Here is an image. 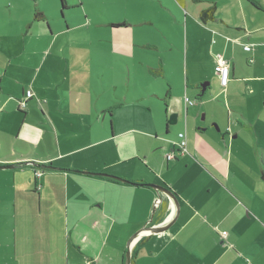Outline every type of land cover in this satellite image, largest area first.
Listing matches in <instances>:
<instances>
[{"label": "crops", "instance_id": "crops-1", "mask_svg": "<svg viewBox=\"0 0 264 264\" xmlns=\"http://www.w3.org/2000/svg\"><path fill=\"white\" fill-rule=\"evenodd\" d=\"M136 3L0 0V264H264V0Z\"/></svg>", "mask_w": 264, "mask_h": 264}, {"label": "water", "instance_id": "water-1", "mask_svg": "<svg viewBox=\"0 0 264 264\" xmlns=\"http://www.w3.org/2000/svg\"><path fill=\"white\" fill-rule=\"evenodd\" d=\"M206 90V86L204 85L203 86V91ZM169 124L170 125H176L177 124V115H172L170 117V120H169ZM34 165V164H33ZM14 168L13 166H7V167H0V169H12ZM103 176H108V175H103ZM110 178H113V179H116V180H119V181H122V182H126L120 178H117V177H113V176H109ZM128 183V182H127ZM149 187L157 190L159 193H162V194H165L166 196H168L170 198V200L174 203V205L176 206L177 208V211L179 212L180 210V204H179V201L176 197V195L174 193H172V191H170L169 189L163 187V186H160V185H148ZM160 200H157L156 201V204H158ZM157 206V205H156ZM170 224L169 221H165L163 224L161 225H158V226H154V227H149V228H144L141 233H150V234H159V233H163V232H166L167 230H169L170 228ZM141 233H136L129 241V251H128V255H130V250L132 248V244H134V242L139 238V236L141 235Z\"/></svg>", "mask_w": 264, "mask_h": 264}, {"label": "built area", "instance_id": "built-area-1", "mask_svg": "<svg viewBox=\"0 0 264 264\" xmlns=\"http://www.w3.org/2000/svg\"><path fill=\"white\" fill-rule=\"evenodd\" d=\"M246 51L250 50V47H244ZM216 71L219 77L220 85L222 87H226L230 80V64L229 62L221 55H217L216 57ZM32 97V91H28L26 95V100ZM190 106L193 105L191 101H187ZM180 142L178 144L182 153L186 152L187 147V140L184 134H180ZM174 157L172 155L168 156V159L172 160ZM37 176L39 177L40 174L38 173ZM223 238H226L227 233H222Z\"/></svg>", "mask_w": 264, "mask_h": 264}, {"label": "rangeland", "instance_id": "rangeland-1", "mask_svg": "<svg viewBox=\"0 0 264 264\" xmlns=\"http://www.w3.org/2000/svg\"><path fill=\"white\" fill-rule=\"evenodd\" d=\"M59 2H60V4H61V0H59ZM136 7H137V9H140V7H141V5H142V0H137V3H136ZM129 30H131V28L129 29ZM136 31H137V33H138V37L140 38V39H147V38H149L150 37V33H149V31H148V29L146 28V27H137L136 28ZM94 36L96 37L97 35L96 34H94ZM93 41H92V52H91V55H90V57L93 55V57L95 58V59H97V57H100V55H101V53L103 54V52L102 51H98V49H97V47L96 46H99V45H97V37L96 38H93L92 39ZM95 44H96V46H95ZM121 91L122 92H124V91H126V88H125V86H123L122 85V87H121ZM28 100H26L25 99V102H27ZM26 106V103H24L23 104V106H22V109H20V110H23L24 109V107ZM133 107L132 106H130L129 107V109H127L126 110V112L128 113L131 109H132ZM135 117L137 116V119H140L141 117H142V121H144V120H151V119H153V117H155V112H154V115H152V117H151V115L150 114H147V115H143L142 113H138V111L137 110H135ZM151 113V112H150ZM141 115V116H140ZM145 116L146 117H148V118H150V119H146L145 118ZM201 121H202V118H201ZM182 120L181 121H179L178 122V124L177 125H174V126H172V127H175V128H178V127H182V128H184V126L182 125ZM206 123V120L202 123V124H205ZM181 128V129H182ZM178 134V130H177V132L175 133V139H177V135Z\"/></svg>", "mask_w": 264, "mask_h": 264}, {"label": "trees", "instance_id": "trees-1", "mask_svg": "<svg viewBox=\"0 0 264 264\" xmlns=\"http://www.w3.org/2000/svg\"><path fill=\"white\" fill-rule=\"evenodd\" d=\"M179 1H181V0H179ZM61 3H62V5H64V0H61ZM212 12H213V8H211L210 10H207V11H205L204 12V17H208V15L210 16L211 14H212ZM30 99V98H29ZM29 99H27V100H29ZM25 100V99H24ZM23 101V100H22Z\"/></svg>", "mask_w": 264, "mask_h": 264}]
</instances>
